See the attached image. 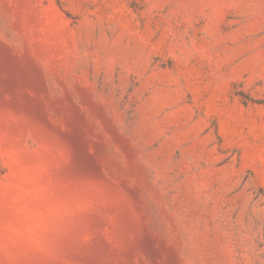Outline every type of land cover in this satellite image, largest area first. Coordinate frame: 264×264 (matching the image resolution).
<instances>
[{
	"label": "rangeland",
	"instance_id": "rangeland-1",
	"mask_svg": "<svg viewBox=\"0 0 264 264\" xmlns=\"http://www.w3.org/2000/svg\"><path fill=\"white\" fill-rule=\"evenodd\" d=\"M0 264H264V0H0Z\"/></svg>",
	"mask_w": 264,
	"mask_h": 264
}]
</instances>
